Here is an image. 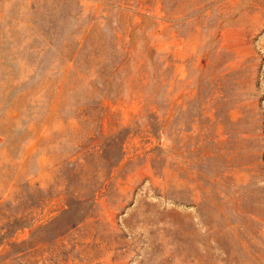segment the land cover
I'll list each match as a JSON object with an SVG mask.
<instances>
[{
  "label": "rangeland",
  "instance_id": "obj_1",
  "mask_svg": "<svg viewBox=\"0 0 264 264\" xmlns=\"http://www.w3.org/2000/svg\"><path fill=\"white\" fill-rule=\"evenodd\" d=\"M0 264H264V0H0Z\"/></svg>",
  "mask_w": 264,
  "mask_h": 264
}]
</instances>
